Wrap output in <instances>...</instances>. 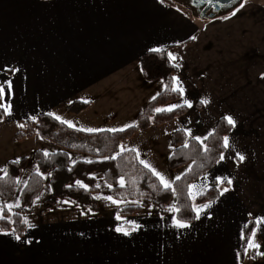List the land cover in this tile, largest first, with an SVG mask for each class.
Instances as JSON below:
<instances>
[{
    "label": "crops",
    "instance_id": "crops-1",
    "mask_svg": "<svg viewBox=\"0 0 264 264\" xmlns=\"http://www.w3.org/2000/svg\"><path fill=\"white\" fill-rule=\"evenodd\" d=\"M242 2L245 6L235 16L222 18ZM157 46L177 55L174 76L193 107L170 122L136 131L123 144L132 142L128 148H136L149 163L158 156L167 161L174 130L207 135L219 117L232 115L237 127L227 134L230 149L224 150L231 158L191 183H206L208 189L217 175L233 180L230 192L211 200L216 201L207 210L212 219L191 221L193 228L183 230L186 235L176 241V230L163 227L159 219L168 214L125 215L150 228L135 248H126L102 235L115 223V213L99 207L95 217L77 213L46 219L43 212L30 220L36 228L24 224L22 235L41 244L20 246L0 236V264H78L117 248L122 259L131 253L139 264H237V252L242 253L239 264H264V257L251 258L254 252L243 255L239 238L246 222L252 220L256 227L254 217L264 216V0H242L213 17L199 14L188 0H0V65L21 69L14 78L13 115L0 120V168L21 157L16 156L21 143H34L31 154L59 149L37 134L6 140L30 117L52 112L75 129H120L135 123L144 105L164 88L161 80H146L139 63L149 47ZM201 99L210 103L201 105ZM73 100L89 104L72 113L67 106ZM180 102L181 97L161 107ZM236 151L245 156L238 166L233 163ZM81 231L91 242L77 235ZM258 242L264 245V238Z\"/></svg>",
    "mask_w": 264,
    "mask_h": 264
},
{
    "label": "trees",
    "instance_id": "trees-1",
    "mask_svg": "<svg viewBox=\"0 0 264 264\" xmlns=\"http://www.w3.org/2000/svg\"><path fill=\"white\" fill-rule=\"evenodd\" d=\"M167 51L165 49L164 53L157 54L146 51L140 56L139 63L143 77L148 81L161 80L164 85H167V89L163 88L155 100L151 99L144 105L137 114L136 122L134 123L135 127L117 132L101 131L88 133L86 131H77L75 128L68 127L67 124H61L52 117L47 116L46 113L40 114L35 120L27 119L23 121L24 127L15 133L16 139L19 140L37 134L41 138L54 142L59 146V149L48 152V157H45L44 151L40 149H36L32 153V161L39 169L40 175H36L37 168L29 174L26 179L27 185L24 184L20 191L21 206L16 208L12 215V220L15 223H8L6 219L0 220V230L15 228L18 234L21 236L24 234L22 213L28 209L41 192L45 183V174H50L51 197L46 200L49 204L54 203L57 198H62L66 201H74L75 203L71 204L82 209H91L93 212H98L99 204L93 197L98 189L94 172L99 171L102 172L107 184L111 185L109 194L113 198L134 200L141 198L139 193L143 192L145 196L142 199L145 205H154L157 213L166 214L161 212L160 209L161 207H167L172 200L171 192H161L157 195V192L149 187L150 184L158 185L155 177L139 163L136 159V154L130 151L132 148H125V151H121V146L136 131L145 130L150 125L170 122L187 110V107H182L172 112H154L155 108L180 98L179 93L171 91V77L178 71V67H171V63L167 61ZM88 104V102L73 100L68 104L67 109L72 113H79ZM3 118L2 110H0V120ZM230 131L231 128L223 121L222 117H219L212 131L214 134L205 141L209 149L207 153L203 151L202 146L198 142L185 135L184 128H178L171 133L170 141L173 150L169 155L172 158L169 159L168 157L167 159L168 168L177 169L184 165H188V167L192 165L191 171L187 172L186 175L182 176L181 180L175 183L178 202L182 207L186 206L181 213V216L185 219L194 220L192 219L194 214L190 211L192 201L188 199L187 195L188 185L216 164L220 152L224 151L222 148V137L229 134ZM185 140L189 142L188 148L183 147ZM70 151L85 154L88 158L71 160ZM118 153L119 155H117ZM113 155H117L116 160L103 159L106 156L111 157ZM14 160L16 159L8 160L5 164V167L9 170L10 177L6 181H0L1 200H7L13 196L16 188L14 181L29 163L27 156L20 157L18 164L11 163ZM87 160L94 162L89 164L85 162ZM121 176L125 177L124 188H121L118 183ZM76 180H81L87 184L88 191L78 188L75 184ZM131 180H135L136 183H131ZM67 185H71V187H67ZM218 196L217 189L212 185L204 191L202 196H197L195 202L211 201ZM116 211H121L122 215H133L143 211V208L128 204ZM4 215L7 217L8 212L5 211ZM250 221L249 228L245 230L246 235H250L251 228H253V221ZM244 244L245 241H242V249Z\"/></svg>",
    "mask_w": 264,
    "mask_h": 264
},
{
    "label": "snow or ice",
    "instance_id": "snow-or-ice-1",
    "mask_svg": "<svg viewBox=\"0 0 264 264\" xmlns=\"http://www.w3.org/2000/svg\"><path fill=\"white\" fill-rule=\"evenodd\" d=\"M158 2L162 3L163 0H158ZM200 3H208L213 4V0H199ZM231 2L234 4L235 0H231ZM245 6V3H240L239 7L235 8V10H232L230 12V15H225L222 18L223 19H230L232 16H235L240 9H242ZM220 7H227L226 4H221ZM192 40H195L196 37L192 36L190 37ZM148 52L152 54L157 53H164L165 49L163 47H149ZM178 60L177 55L172 51H167V61L171 63V67L175 68L178 65L176 63H173ZM21 72V69L16 66L11 65H0V110H2L3 116H12L13 115V98L15 96L14 91V78L18 73ZM6 77V78H5ZM264 78V76H262ZM24 79H27L25 76ZM172 87L171 91L174 93H179L181 97L180 103H174L171 105H167L164 107H157L154 109L155 113H162V112H172L175 109L187 107L192 108L193 104L190 102V100L185 99V89L177 76H172ZM163 84V81H161ZM164 89H167V85H164ZM160 93L157 92L155 96L152 97V100H155L157 96H159ZM86 102V101H85ZM210 103L208 99H201L200 104L207 106ZM47 116L52 117L54 120L58 121L61 124H67L68 127L72 128L74 125L70 121H66L62 119L59 115H55L52 112H47ZM30 119L35 120V117H30ZM223 121L226 122V124L231 129H235L237 127V121L234 119L232 115H223L222 116ZM19 127L23 128L24 125L20 124ZM136 125L133 124H127L123 128L117 129V128H109V129H98V128H87V129H76L77 131H86L88 133H94V132H101V131H107V132H117V131H124L127 128L135 127ZM214 133L209 132L207 135H196L192 132L190 128L185 129V135L187 137H190L191 139L198 142L205 153L209 151L207 145L205 144V141L209 139ZM171 146V145H170ZM184 148L189 147L188 140H185L183 144ZM222 148L227 151L230 149V142H229V136L224 135L222 137ZM126 149L124 146H121V151H125ZM130 151L134 152L136 154V159L139 161V163L143 166V168L147 169L153 177H155L157 184H150L149 187L153 189V191L157 192V195H159L161 192L167 193L171 192L173 202L168 204L167 207H161V212L168 214L167 216L161 215L160 221H164L163 227L170 228L176 230L174 233V239L176 241H180L182 236H185L186 233L183 230H191L193 228V225L190 220L185 219L181 216V213L185 210V207H182L178 202V196H177V190L175 187L176 181L181 180L182 176L186 175L187 172H190L192 169V165H189L188 169H186L185 173H181L180 175L175 176L174 178H169L164 173L158 171L152 164H150L145 159H140V152L136 149H130ZM225 151H221L219 154V159L216 161L218 165L223 164L226 159H229L231 157L225 156ZM119 155V153L117 154ZM117 155H113L111 157H104V160H116ZM44 156L48 157L49 153L44 152ZM172 157L170 156L169 159ZM245 161V156L239 152L236 151L233 163H236L237 166ZM86 163H93L92 160L85 161ZM13 164L19 163V158L12 161ZM195 163V161H193ZM71 170V169H69ZM0 181H6L10 177V173L7 167L0 168ZM36 175H40V171L37 168ZM50 175V174H49ZM205 180L207 177L204 178ZM131 183L135 184V180H131ZM15 184H25L27 185V181H22L19 178H16L14 181ZM121 188L125 187V177L121 176V178L118 181ZM75 184L78 188L83 189L84 191H88V185L83 183L81 180H76ZM227 184L229 187H224V185ZM233 184V180L229 178V176L226 175H217L214 177V187L217 189V192L219 196H224L226 193L231 191V185ZM67 187H71V185H67ZM96 187H100L99 184L96 185ZM107 187L111 188V185H107ZM208 185L201 184H189L188 185V199L190 201H193L190 207L191 213H193L192 219L196 221H200L202 216H206L208 220L212 219V214L208 212L207 210L211 209L213 207V204L216 201H210L205 204H196L194 201L196 200L197 196H202L204 194V191L207 190ZM2 195V193H0ZM145 196V193L140 192L138 199L134 200H127V199H115L111 195L103 196V195H96L93 197L94 200L97 201H106L109 205L116 206L117 209H120L121 206H126L128 204L134 205L137 208H147V212L145 214V217H150L152 215V206L148 205L146 206L143 202L142 197ZM218 196V198H219ZM39 196H37V200H39ZM35 203V201H33ZM62 203H75L74 201H62ZM21 206L19 197L16 198V200L12 203H0V220H7L8 223H15L14 220H12L13 210L16 208H19ZM5 211L8 212V216L5 217L4 213ZM81 215H88L90 217H95L97 215L96 212H93L91 209L88 210L87 213L81 212ZM249 217H252V214L249 213ZM113 220L115 223L108 229L103 230L102 235L112 237L116 239L117 241L121 242L124 247L128 248H135L136 241L139 238L140 235L146 234L150 231L149 226L146 223H140L135 218H128L125 215L121 214V211H116ZM170 221V224L168 223ZM23 223L29 228L34 229L37 227L36 224L31 223L27 218L23 219ZM251 221L246 222L243 227L240 230L239 238L241 241H245L244 247H243V255L248 256L250 252H254V255L251 257L252 259H255L256 256L264 257V251H261L262 243L258 242L259 239L264 238V216H256L254 217V223L256 227L251 228L250 235H246L245 230L249 228V224ZM153 227H159L158 222H152ZM78 236L85 238L87 242H91L92 238L90 236H87V234L83 231L77 233ZM0 236L8 237L9 242L15 241L20 246H28L31 247L33 245H39L41 244V240H37L33 237H24L17 233V230L15 228H12L10 231H0ZM163 247H170L168 244H164ZM242 253L237 252L235 255V258L237 260V264H239V261L241 259ZM76 257H80L81 253L77 251L75 253ZM157 256L161 257V253L157 252ZM78 264H139L138 261L134 259L132 254H129L128 259H122L120 256V249H111L108 252L104 253L103 255L99 256V258L94 259H84L78 261Z\"/></svg>",
    "mask_w": 264,
    "mask_h": 264
},
{
    "label": "rangeland",
    "instance_id": "rangeland-1",
    "mask_svg": "<svg viewBox=\"0 0 264 264\" xmlns=\"http://www.w3.org/2000/svg\"><path fill=\"white\" fill-rule=\"evenodd\" d=\"M189 1V0H188ZM242 0H236L235 4L240 2ZM226 9V8H224ZM228 9V8H227ZM11 140V141H16L15 137L12 135V137H6V140ZM34 144V143H32ZM30 145V143H21L18 148L19 151L17 153V157L19 156H27L29 158V163L27 164V166L25 167L22 176L20 177V180L25 181L29 174L32 171L36 170V164L32 161V154L31 152V147L33 145ZM122 146H124V148H128L130 146H132V142L128 141L126 144H123ZM20 152V153H19ZM79 155H82V158H88L87 155L82 154L77 152L76 154H72V156L70 157L71 160H75V159H79ZM16 157V158H17ZM80 158V159H82ZM151 160V159H150ZM150 164H152L158 171L164 173L166 176H168L169 178H174L177 175H180L181 173H183L184 171H186V169L188 168V165H184L182 167H179L177 169H170L167 166V161L166 159L161 156H158L157 159H152L150 161ZM94 176L96 177V185L99 184L100 187H98L97 192L95 193L96 195H103V196H107L110 195L109 194V187H107V182L106 180L103 178L102 172H94ZM45 183L44 186L41 190V192L39 193V200L35 199V203L32 202V204L28 207V209L22 213L23 219L27 218L29 221L36 219L39 217V215L41 213H45V218L46 219H50V218H63L66 216H70L71 214H77V213H81V212H85L87 213L88 210L87 209H82L80 207H77L73 204H68V203H62V201H66L62 198H57L54 200V203H48L46 200L48 198L51 197V188H50V184H49V174H45ZM19 178V177H18ZM23 184H20V186H18V188L16 189L14 195L7 199V200H1L0 199V203H12L16 200L17 197H19L20 199V191L22 188ZM173 199L168 203H172ZM193 203V201H192ZM195 203V201H194ZM99 207L102 211L105 212H110V213H116V206H112L109 205L106 201H98ZM151 205V204H148ZM146 205V206H148ZM152 206V210H156V207L154 205ZM168 206V205H167ZM122 207V206H121ZM16 209L13 210V212ZM143 211H147V208H143Z\"/></svg>",
    "mask_w": 264,
    "mask_h": 264
},
{
    "label": "water",
    "instance_id": "water-1",
    "mask_svg": "<svg viewBox=\"0 0 264 264\" xmlns=\"http://www.w3.org/2000/svg\"><path fill=\"white\" fill-rule=\"evenodd\" d=\"M236 1V0H235ZM221 4H226L227 7L226 8H229L231 7L232 5H234L231 0H213V4H208L206 5L202 10H201V15L204 16V17H213L215 16L217 13H214V12H208V9L214 5V6H217L216 8H219ZM225 8V7H224ZM224 10V9H223Z\"/></svg>",
    "mask_w": 264,
    "mask_h": 264
},
{
    "label": "flooded vegetation",
    "instance_id": "flooded-vegetation-1",
    "mask_svg": "<svg viewBox=\"0 0 264 264\" xmlns=\"http://www.w3.org/2000/svg\"><path fill=\"white\" fill-rule=\"evenodd\" d=\"M191 2V4L194 5V7L196 8V10L198 11V13H201V10L208 5V3H200L199 0H189ZM217 6L212 5L209 9L208 12H214V13H220L224 7H219L216 8Z\"/></svg>",
    "mask_w": 264,
    "mask_h": 264
}]
</instances>
